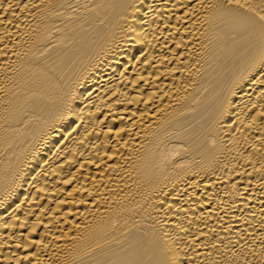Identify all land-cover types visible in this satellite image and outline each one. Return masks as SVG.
Listing matches in <instances>:
<instances>
[{"label": "bare ground", "instance_id": "bare-ground-1", "mask_svg": "<svg viewBox=\"0 0 264 264\" xmlns=\"http://www.w3.org/2000/svg\"><path fill=\"white\" fill-rule=\"evenodd\" d=\"M0 264H264V0H0Z\"/></svg>", "mask_w": 264, "mask_h": 264}]
</instances>
